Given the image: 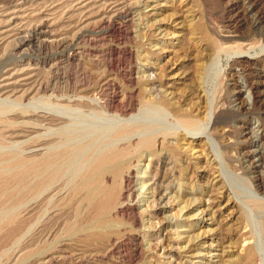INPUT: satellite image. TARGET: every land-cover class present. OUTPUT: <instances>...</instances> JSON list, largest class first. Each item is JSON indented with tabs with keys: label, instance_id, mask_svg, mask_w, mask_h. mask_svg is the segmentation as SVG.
<instances>
[{
	"label": "rangeland",
	"instance_id": "rangeland-1",
	"mask_svg": "<svg viewBox=\"0 0 264 264\" xmlns=\"http://www.w3.org/2000/svg\"><path fill=\"white\" fill-rule=\"evenodd\" d=\"M156 1L162 4L165 3V0H0V86L3 87L0 99L7 100L6 98L10 95L9 97L12 101L16 100L19 102L21 99L17 97L21 96L25 89L32 88V85H34L33 88H37L42 82H49V84H45V87L48 86L45 91L46 94L31 95L28 97L29 101H25V105H42V102H44L55 105L61 104L62 106L65 104V106L69 105L76 108V93H73L75 86L80 84L100 85L106 81L111 87L116 86L119 88L124 83L142 82L143 75H146L144 72L145 65H156V74L158 73L159 75V81H171V79L166 78V75L171 74V78L178 72L181 73V77L190 76V80H196L199 75L200 79H206L205 87L207 92L209 90V104L211 100L212 104L215 102L213 100H215L214 98L217 95L225 98V104L228 105H224L226 114L222 115L225 117H222V119L227 120L230 126H238L246 131L244 135H247L251 142L250 144H244L247 146V150L243 151L241 146L238 145L235 146L236 149L228 148L226 144L228 145L229 141L226 139L222 140V132L217 130L219 138L206 139L205 143L207 153L210 152L211 159L215 158L216 160V166L211 165V168L206 171L201 170L205 174L203 178H200L198 177L200 170H196L197 166L192 163L187 164L191 170L189 175L193 176V180L187 182L191 183L188 185H181L180 179H177L180 175V173H177V169H180V164L182 163L171 161V164H167L166 168L162 167L163 161L170 155L167 152H163L159 160L153 161L151 166L148 165L149 157L134 164L137 178H134L136 184L131 185V187L134 191L132 199L136 198L135 200L137 201L135 213L131 210L132 213L130 211L115 212L113 216L115 223L113 226L118 229L120 236L103 241V243L84 236L82 240L80 239L81 243L75 241L74 245H69L71 244V239H75L76 235L70 237L71 239L69 238L66 230L68 222L77 221L79 218L84 220V230H88L92 226L87 222L86 205L77 199L71 200L69 197L71 184L67 181L72 176H68L63 180L64 182L59 184L61 188L55 185V187L50 188L52 190L49 189V191L43 192L32 199V203H35V206L33 205L34 213L28 220L29 223L27 222L24 235L7 239L5 244L0 247L1 264H18L17 261L22 254V247L31 240L33 235L35 236L34 242L36 245H48L52 247V252L55 251L57 253L55 254L56 257L50 259V261L46 260V263H38L41 258H35L36 264H159L157 261L163 264H172L168 263L167 260L170 254L174 256V259L176 258V264H200L203 261L206 264H220L222 252L226 250H228L226 251V260L238 257L244 244L242 240L244 232L249 233L248 235L253 237L255 248L262 254L263 261L261 260L260 264H264V212L255 208L256 196L264 197L263 194H257L258 187H264V140H261V128L264 126V53L258 52V55H256L255 50L252 51L251 48H248L250 41L245 39V37L251 35V31L247 27L249 18H263L262 22H264V0H251V4L246 3V7L255 6V10L250 13L251 15L248 14L249 16L244 14L243 1L247 2L245 0H218L211 4L212 6L209 4L207 7L209 8L208 12L202 0H188L183 8L184 10L186 9L187 14L188 12L197 11L207 16L208 27L206 30L209 33L210 40H214L216 36L235 38L232 42H227V44L233 45L234 41L239 42L245 48H248L249 51L248 53L244 52V54L234 55L232 58L228 57L226 52L221 49L218 52L215 50H206L204 52L201 51L203 47L195 45L190 38H186L184 41L182 38L175 40L172 39V35H168L165 38V42L159 44L165 51L162 56L164 57L163 59H161L158 51L153 49L156 44L154 34L157 33L158 35V27L165 28L171 32H181L182 30L186 32L187 25L183 23L184 18L182 19L181 16L185 12H179L177 8L174 11L176 12L174 17L171 15L173 12L171 13L166 6L161 7L156 16L147 17V14L154 13L151 12V8L155 6L154 2ZM117 2L123 8L121 14H118V17L116 16L117 19L113 14L108 16L105 14L107 24H101L100 19L102 17L99 16L97 11L106 10ZM227 4H230L228 8L226 7ZM112 16L114 19L111 18ZM76 21L81 23V27L87 25L85 29L89 33L80 34L75 38L74 23ZM1 22H3L2 25ZM22 38H28L31 44L26 47L27 49L25 47L24 49H16L17 45H19L18 42H22ZM47 40L50 42L47 43ZM189 41L190 43H188ZM206 42L204 41V43ZM8 44H10V47ZM227 44H223V48H226ZM177 48H180L181 51L179 50L176 55H173L172 52L178 50ZM79 50L81 59H79L80 62H75V60L71 59V56L75 55ZM113 51L117 53L114 55ZM209 55L212 57L210 58ZM169 59H171L169 64H165ZM247 59H251V62H246ZM257 59L260 61L259 63ZM236 60L243 61V63H235ZM228 61L232 65L230 63L228 65ZM230 65L232 66L231 68ZM158 66H161V68L159 69ZM219 67L222 68L220 69V74L213 80L212 70H216ZM80 69L81 75L78 72ZM82 70L84 73L89 72L91 75L82 74ZM9 72L14 75L10 74L11 77H9ZM183 73L185 74L183 75ZM215 82L216 88L212 95L210 91L213 90L212 86L215 85ZM191 84V82H188V85ZM250 84L254 85L255 88ZM55 87H58L57 90ZM68 91L71 94L67 93ZM109 91L112 93V90ZM17 92H20V94ZM49 92L51 93L49 94ZM59 96L61 97L59 98ZM239 107H241V110H237ZM39 111L42 112L44 109ZM211 122L210 120L208 127ZM34 123L31 125L33 128L31 127V130L29 128L31 131L28 134L29 138H22L13 146H17L23 151H27V153H43L57 136L55 131H53V127L50 128L49 125L41 124L38 121ZM220 127L223 128L224 126L222 124L217 125V128ZM225 127L229 129V127ZM202 140H204V137ZM44 143L45 146L43 145ZM193 147L195 149L193 154L197 157L200 153H197V151L200 148L196 144ZM201 160H199L201 162L200 165H204V158ZM215 167H217L219 172L216 173L217 169ZM160 171L166 174L162 184H166L170 188L169 193L163 198L161 203L168 200L167 198L169 197L175 201L171 203L172 208L165 209L164 212L158 214V217H163V224L161 226H152L151 223H156L157 221L156 218L148 216L145 199L149 197L148 193L150 191L148 189L150 184L148 179ZM218 174L221 175L227 187L226 195L221 199V203L226 205L228 198H233L239 204L238 207L235 205L228 206L225 217L231 212L234 214L227 221L229 224L223 226L222 229H219V222L211 223L209 216L200 214L202 204L191 203L193 206L190 204V199L193 196H198L200 192L205 190L209 191L211 181L216 179ZM143 184H145V187L142 186ZM186 199L187 202L185 203ZM187 204L190 206L181 212L182 206ZM58 210L59 212H57ZM78 215L80 217H77ZM167 217L169 222H166ZM176 217L179 218V222ZM135 218L139 222L135 223ZM200 222L207 223V226L204 227V231L207 230L205 234L211 238L217 236L219 244L215 241L212 242L215 243L212 255L207 256L204 260L202 258H195V260L191 256L193 253H186L187 251L189 252V247L192 244H187L190 238L188 239L184 230L188 226L197 225ZM64 223L66 224L64 225ZM180 233H182V238H178ZM222 235H225L224 238L226 239ZM207 241L210 242V238ZM228 242L235 244L233 249L232 243L228 244ZM157 244L161 246L155 250L154 248ZM235 247V250H239V252L231 254V252H236L234 250ZM36 256H39V254ZM237 257L233 258V260H238L239 258ZM239 257L244 258L245 255L242 256L240 254ZM25 264L34 263L29 261ZM224 264H229V262ZM236 264L246 263L244 261Z\"/></svg>",
	"mask_w": 264,
	"mask_h": 264
},
{
	"label": "bare ground",
	"instance_id": "bare-ground-1",
	"mask_svg": "<svg viewBox=\"0 0 264 264\" xmlns=\"http://www.w3.org/2000/svg\"><path fill=\"white\" fill-rule=\"evenodd\" d=\"M187 1L188 0H165V3L163 4L156 1L154 2L155 6L151 8V12L154 13L147 14V17L156 16L159 13L158 10L164 6H166L171 13L173 12L171 14L173 17L175 16L176 12L174 11H176V8L179 12H185L182 13L181 16L182 19L184 18L183 23H186L187 25V29H185L186 32L183 30L181 32H171L167 31L165 28L162 29L161 27H158L157 29L159 32L158 35L155 32L156 34H154V41H156L157 45L155 44L153 49L154 51H158L161 59L164 58L162 56L165 51L162 46H159V44L165 42V38L168 35H172V39L175 40L182 38L184 41L186 38H190L192 41H194L195 45L201 46V48L203 47L204 49L202 48V50H200L204 52L206 50H215L218 52L221 49L226 52L228 57L232 58L234 55H239L241 53L244 54V52L248 53V48H251L252 51L255 50L256 55H258V52L264 53L263 18L253 19L248 17L249 19L247 27L251 31V35L245 37V39L250 41L248 48H245L242 43L235 41L234 44L232 43L233 45H228L227 42H232L235 38L230 39L224 36H216L214 40H210L209 33L206 30L208 27L207 16H204V14H200L197 11H194L196 13L188 12L187 14L186 9H183L186 6ZM217 1L218 0H202L204 6L206 7V11L209 9L207 8L209 4H214V2ZM245 1L247 2L243 1L244 14L249 16L248 14L253 13L255 10V6L250 5L249 7H246V3L251 4V0ZM9 3L11 2L9 1ZM228 5L230 4H227V8ZM122 10L123 8L120 6V3L118 4V2L114 3L113 6H109L106 10H98L97 13L100 17H102L100 19L101 21L99 20L100 23L105 24L107 22V17L105 14H107V16L109 14H113V16L116 18L118 14H121ZM113 16L111 18L114 19ZM2 23L3 22H1V25ZM74 24V32L76 31L75 38H77L80 34L89 33L88 30L85 29L87 25H85V27H81V23H78L77 21ZM47 41V43L50 42L49 40ZM204 41H207L208 43H204ZM18 43L19 45H17L16 49H24V47H29L31 44L28 38H22V42L20 41ZM188 43H190V41ZM223 44H227V47L223 48ZM8 45L10 47V44ZM180 48H177L178 50H174L172 52L173 55H176ZM113 52L114 55L117 53L115 51ZM210 54L212 53L210 52ZM209 57L211 58L212 56L209 55ZM71 59L75 60V62H80V50L79 52H76L75 55H72ZM170 60L171 59H169L165 64H169ZM250 60L251 59H247L246 62H251ZM257 62L259 63L260 61L257 59ZM229 63L230 62L228 61V65ZM235 63L241 64L243 61L236 60ZM230 64L232 65V63ZM231 65L230 68L232 67ZM160 68L161 66L159 69ZM156 69V65H145L144 72L146 75H143L142 82L124 83L119 86V88L116 86L111 87L110 84H107L108 82H106L104 79L103 81L105 82L100 85L80 84L79 86H75L73 93H76V108H73L74 106L70 107L69 105L65 106V104H63L64 106L61 104V106L55 105L52 102V104L42 102V105H25V101H29L28 97L31 95L34 94L35 96L38 93L46 94L45 91L48 86H45L47 83L49 84V82H42V84L38 83L39 85L37 88H33L34 85H32L33 87H29L28 89L30 91L25 89L21 96L17 97L18 99H21L19 102L16 100L12 101L9 97L10 95L6 98L7 100L0 99V247L4 245L9 238L16 237L18 235L22 237L24 235L27 222L34 213L33 205L35 203H32V199L39 196L43 192L49 191V189L53 188V186L55 187V185H58L61 188L59 184L64 182L63 180L68 176H72L67 181L71 184L69 197L71 200L77 199L82 204L86 205L87 208H85L87 209L88 214L87 222L90 224V226H92L91 228L89 227L88 230H84V220L79 218L77 221L68 222L66 225V230L69 238L76 235L75 239L70 238L71 244L69 245H74L75 241L81 243V240L84 238V236L87 238H93L96 242L103 243V241L120 236L118 229L113 226L115 223L113 217L115 212L122 213V211L131 210L135 213L137 201L135 200L136 198L132 199L134 196V191L131 187V185L136 184L134 178H137L135 175L134 164L145 159L146 157H149L150 161L148 165L151 166L153 161L159 160L160 155L163 152H167L170 155L163 161L162 167L166 168L167 164H169L171 161H174L175 163H182H179L180 169H177V173H180L177 179H180L179 182L181 185H188L191 183L187 182L189 180H193V176L189 175V171L191 170L187 164L192 163L197 166L196 170H200L198 173V177L200 178H203L205 174V172H201V170L206 171L207 169L211 168V165L216 166V160L215 158L211 159L212 157L210 152L207 153L205 143L206 139L219 138L217 135V130L222 132V140L226 139L229 141H227L228 145L226 144L228 148L236 149L235 146L238 145L241 146L243 151L247 150V146L244 144H250L251 142L249 141L250 139L247 137V135H244V132L246 131L238 126H230L227 120L222 119V115L225 113V106L228 105L225 104V98L218 95L216 98H214V95L213 98L215 100L213 101L215 102L212 104L211 100V103L209 104V90L207 92L205 87L206 79H200V75L199 77L196 75V80H190V76L188 77L185 75L184 77H181V73L178 72L171 78V74L166 75V78L171 79V81H159V75L158 73L156 74ZM220 69L222 68L219 67L216 70H212L213 80L218 76V74H220ZM80 71L81 69L78 70L79 74L81 73ZM16 73L18 74L20 72ZM8 74L14 75L12 72H9ZM82 74L91 75L89 72L84 73L83 70ZM160 74L162 75V73ZM184 74L185 73H183V75ZM9 77H11V75ZM25 77L27 78V76ZM188 82H191L192 84L188 85ZM109 87H111V89H109ZM252 87H254V85ZM215 88L216 82L215 85L212 86L213 90L210 91L212 92V95L214 94L213 92L215 91ZM2 90L3 87L0 86V95H2ZM109 90H112V93ZM50 93L51 92H49V94ZM67 93L70 92L68 91ZM18 94H20V92ZM61 96H59V98ZM56 100L58 99L56 98ZM41 109H44V111L40 112L39 110ZM237 110H241V107H239ZM39 114H41V116H39ZM203 114L204 116H202ZM210 120L212 122L208 127ZM35 121L36 123L37 121L41 124L45 123L47 126L49 125L50 128L53 127V131H55V135L57 136L55 140L53 139L52 143L50 142L51 145L45 149L46 151H43V153L41 152L32 154L31 152L27 153V151H23L17 146H13L14 144L18 143L20 139L29 138L28 134L31 132V127L33 128L31 125ZM219 124H222L224 127L217 128V125ZM225 126L229 127V129H226ZM261 129V140H264V126ZM203 137L204 140H202ZM45 143L43 144L44 146ZM194 144L200 148L197 151V153L200 152L197 157L193 154L195 150L193 149ZM203 158L205 160L203 163L204 165H200L201 162H199V160L202 161L201 159ZM215 168L217 169V167ZM165 172L163 174L160 171L148 179V183H150L148 189L150 191L148 193L149 197L145 199L147 206L146 211L149 213L148 216L156 218L157 221L156 223L152 222V226H161V224H163V217H158V214L164 212L165 209L172 208L171 203L172 201H175L169 197L167 198L168 200L161 203L163 198L170 191V188L167 187L168 185L162 184L163 180L165 179ZM217 172H219L218 169L216 170V173ZM216 179L211 181V187L209 191L205 190L200 192L198 196H193L190 199V204H202L200 214L203 216H209L208 218L211 223L219 222V229H222L223 226L229 224L227 221L230 220L234 214L231 212L227 215V217H225V212H227L228 206L235 205L238 207L239 204L236 203L233 198H228L226 205L221 203V199L226 195L227 187L220 174H218ZM144 185L145 184L142 186ZM161 190L163 191L162 193ZM257 194L264 195L263 186L258 187ZM182 200L184 199L182 198ZM184 202L186 203L187 199ZM188 206L190 205L187 204L182 206L180 209L181 212L188 208ZM255 208L261 212H264V197L256 196ZM57 212H59V210ZM63 216L65 215L63 214ZM63 216L61 215L62 218H64ZM77 217L80 216L78 215ZM136 218L134 221L135 223L139 222ZM178 219L179 218L176 217L177 221ZM166 222H169L168 217L166 218ZM65 224L66 223H64V225ZM206 226V222H200L197 225L188 226L186 230H184V233L187 234L188 239L190 238L189 240L187 239V244H192L189 247V252L186 250V253H193L191 256L194 259L202 258L204 260V258L207 256L212 255V249L214 248L215 244L212 242L215 241L219 244L217 241V236H215V238H211L205 234L207 230L204 231V227ZM248 234L249 233L245 232L242 234L244 237L242 239L244 244L242 245L240 254L242 256L245 255V257L241 258L239 257L240 254H237L238 257H236L239 258L238 260L234 261V257L230 258L233 261L230 259L226 260V251L228 250L223 247L226 250L222 252V258H220L222 259L221 262L223 264L228 262L229 264H236L244 261L246 264L261 263L262 254H260L255 248L253 237L251 235L249 236ZM178 235V238H182V233ZM222 236H220V238H222ZM209 238L210 242L207 241ZM34 240L35 236L33 235L31 240L22 247V254L19 256L17 261L18 264H25L29 261H32L34 264H36L35 258H41L42 262L39 260L38 263H46V260L50 261V259L56 257L55 254L57 253L55 251H51L52 247L48 245H36ZM229 243L230 242H228V244ZM232 245L231 246L233 249L235 244L232 243ZM160 246V244H157L155 248H153L157 250ZM43 247L45 248L43 249ZM235 249L236 247L234 250ZM238 252L239 250L236 252H231V254ZM37 254H39V256L35 257ZM175 259L172 254H170L167 258L168 263L172 264H176ZM203 262L200 264H206ZM221 262L220 264H222ZM157 263L163 264L158 261Z\"/></svg>",
	"mask_w": 264,
	"mask_h": 264
}]
</instances>
